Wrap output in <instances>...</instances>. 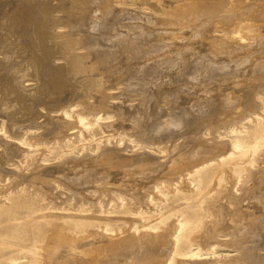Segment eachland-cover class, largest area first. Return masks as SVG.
Returning a JSON list of instances; mask_svg holds the SVG:
<instances>
[{
	"label": "rangeland",
	"instance_id": "1",
	"mask_svg": "<svg viewBox=\"0 0 264 264\" xmlns=\"http://www.w3.org/2000/svg\"><path fill=\"white\" fill-rule=\"evenodd\" d=\"M68 263L264 264V0H0V264Z\"/></svg>",
	"mask_w": 264,
	"mask_h": 264
},
{
	"label": "bare ground",
	"instance_id": "2",
	"mask_svg": "<svg viewBox=\"0 0 264 264\" xmlns=\"http://www.w3.org/2000/svg\"><path fill=\"white\" fill-rule=\"evenodd\" d=\"M242 156V155H241ZM191 205V204H190ZM196 216H197V213H196ZM196 218V217H195ZM193 219H194V217H193ZM195 220V219H194ZM174 242V241H173ZM186 242V241H185ZM174 248V247H173ZM57 258V257H56ZM67 263V262H66ZM69 264V263H68ZM169 264V263H168Z\"/></svg>",
	"mask_w": 264,
	"mask_h": 264
}]
</instances>
